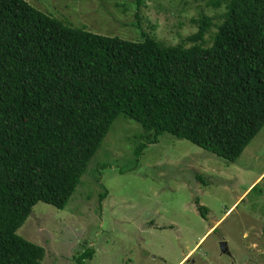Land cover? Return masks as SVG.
Wrapping results in <instances>:
<instances>
[{"label":"trees","instance_id":"1","mask_svg":"<svg viewBox=\"0 0 264 264\" xmlns=\"http://www.w3.org/2000/svg\"><path fill=\"white\" fill-rule=\"evenodd\" d=\"M203 1L218 21L186 11L173 27L194 31L170 43L140 20L142 0L135 40L0 0V264H41L44 248L17 229L37 202L65 207L118 115L147 143L168 132L227 161L263 127L264 0Z\"/></svg>","mask_w":264,"mask_h":264},{"label":"rangeland","instance_id":"2","mask_svg":"<svg viewBox=\"0 0 264 264\" xmlns=\"http://www.w3.org/2000/svg\"><path fill=\"white\" fill-rule=\"evenodd\" d=\"M27 1L75 26L131 40L140 38L139 12L170 43L194 31L188 23L173 27L186 11L218 21L203 0H142L139 12L136 0ZM142 133L118 115L65 207H32L16 233L44 248L41 264H74L86 249L93 255L85 264H264V183L250 186L264 170V125L234 161L168 132L155 143Z\"/></svg>","mask_w":264,"mask_h":264},{"label":"crops","instance_id":"3","mask_svg":"<svg viewBox=\"0 0 264 264\" xmlns=\"http://www.w3.org/2000/svg\"><path fill=\"white\" fill-rule=\"evenodd\" d=\"M263 174H264V170L254 179V181L250 184V186L253 185L255 182H257L258 180H260Z\"/></svg>","mask_w":264,"mask_h":264},{"label":"water","instance_id":"4","mask_svg":"<svg viewBox=\"0 0 264 264\" xmlns=\"http://www.w3.org/2000/svg\"><path fill=\"white\" fill-rule=\"evenodd\" d=\"M224 244H225V242H221V244H220V245H221V247H222V246H224Z\"/></svg>","mask_w":264,"mask_h":264}]
</instances>
